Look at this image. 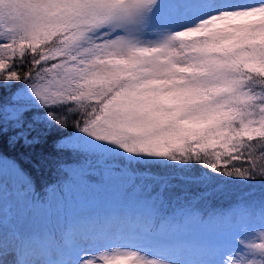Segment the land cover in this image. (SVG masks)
Listing matches in <instances>:
<instances>
[{"label":"snow or ice","instance_id":"snow-or-ice-1","mask_svg":"<svg viewBox=\"0 0 264 264\" xmlns=\"http://www.w3.org/2000/svg\"><path fill=\"white\" fill-rule=\"evenodd\" d=\"M49 141L0 264H264V0H0V145Z\"/></svg>","mask_w":264,"mask_h":264},{"label":"trees","instance_id":"trees-1","mask_svg":"<svg viewBox=\"0 0 264 264\" xmlns=\"http://www.w3.org/2000/svg\"><path fill=\"white\" fill-rule=\"evenodd\" d=\"M0 150H6L7 154L10 156H15L20 165L31 172L32 176L36 180L37 184H45L55 179V176L51 175L53 173V169L49 167L41 168L37 171L33 164L36 159L39 158L41 154L46 155L49 159L53 158V143L49 141L48 144L42 147H36L34 149L23 148L18 146L15 150L11 148H6L4 145H0ZM258 163H264V161H258ZM249 189L244 186H226L220 190H216L215 186L207 189L206 195L209 196L210 200L214 202L217 206L228 207L240 194L244 191H248ZM202 191L200 188H194L193 193L199 194ZM255 195L258 198L260 195L259 185L255 186Z\"/></svg>","mask_w":264,"mask_h":264},{"label":"rangeland","instance_id":"rangeland-1","mask_svg":"<svg viewBox=\"0 0 264 264\" xmlns=\"http://www.w3.org/2000/svg\"><path fill=\"white\" fill-rule=\"evenodd\" d=\"M52 175H54V176H55L54 172H53V173H51V175H50V176H52Z\"/></svg>","mask_w":264,"mask_h":264}]
</instances>
